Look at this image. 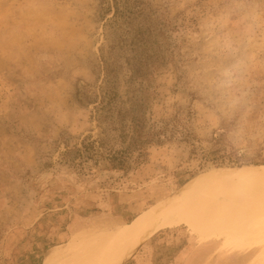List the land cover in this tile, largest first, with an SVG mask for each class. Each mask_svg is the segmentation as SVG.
I'll use <instances>...</instances> for the list:
<instances>
[{
	"label": "rangeland",
	"instance_id": "1",
	"mask_svg": "<svg viewBox=\"0 0 264 264\" xmlns=\"http://www.w3.org/2000/svg\"><path fill=\"white\" fill-rule=\"evenodd\" d=\"M147 1L176 25L172 57L156 73L154 118L204 156L177 135L121 175L104 159L123 148L119 132L77 94L104 87L113 37L101 0H0V264H67L197 177L264 167V0ZM117 55L116 106L128 110L139 84L129 49ZM84 143L96 148L90 160L79 157ZM218 156L236 165H205ZM200 262L264 264V221L166 230L132 264Z\"/></svg>",
	"mask_w": 264,
	"mask_h": 264
},
{
	"label": "trees",
	"instance_id": "2",
	"mask_svg": "<svg viewBox=\"0 0 264 264\" xmlns=\"http://www.w3.org/2000/svg\"><path fill=\"white\" fill-rule=\"evenodd\" d=\"M100 13L103 22L110 24L113 37L112 46L108 47V56L102 59L104 87L99 94L93 95L90 94L89 85H79L77 94L85 101L100 106L104 113L101 121L119 132V142L123 148H111V154L104 157L109 162L107 171L127 175L148 157L150 148L176 141L177 135L180 141L190 146L192 154L197 155L200 149L190 137L179 133L174 124H162L153 115V105L160 97L158 87L154 86L156 73L172 57L169 39L170 33L176 30V25L162 18L147 0H101ZM110 16L111 19H108ZM158 38L163 40V44L158 42ZM121 49H129V57L125 60L134 80L139 84L128 110H121L116 106V74L121 68L117 53ZM200 151L204 156V151ZM78 154L81 159L90 160L97 153L95 147L84 143ZM226 161L225 156L208 157L205 165L213 168L236 165V162Z\"/></svg>",
	"mask_w": 264,
	"mask_h": 264
},
{
	"label": "bare ground",
	"instance_id": "3",
	"mask_svg": "<svg viewBox=\"0 0 264 264\" xmlns=\"http://www.w3.org/2000/svg\"><path fill=\"white\" fill-rule=\"evenodd\" d=\"M264 221V167L216 169L193 179L171 200L92 242L67 264H132L157 234L199 225L236 229ZM51 258L47 264H59Z\"/></svg>",
	"mask_w": 264,
	"mask_h": 264
},
{
	"label": "crops",
	"instance_id": "4",
	"mask_svg": "<svg viewBox=\"0 0 264 264\" xmlns=\"http://www.w3.org/2000/svg\"><path fill=\"white\" fill-rule=\"evenodd\" d=\"M180 254H181V256L183 255V257H186V255H187L188 253H187V250H186V249H184V250L181 249V253H180ZM202 254H203V253H202ZM202 254H201V257H202ZM202 258H203V257H202ZM200 263H201V262H200ZM201 264H202V263H201Z\"/></svg>",
	"mask_w": 264,
	"mask_h": 264
}]
</instances>
